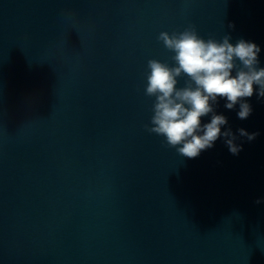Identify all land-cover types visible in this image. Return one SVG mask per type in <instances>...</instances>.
I'll return each instance as SVG.
<instances>
[{
  "label": "water",
  "instance_id": "water-1",
  "mask_svg": "<svg viewBox=\"0 0 264 264\" xmlns=\"http://www.w3.org/2000/svg\"><path fill=\"white\" fill-rule=\"evenodd\" d=\"M189 25L254 42L264 68V0H0V264H264L256 86L244 120L217 98L222 132L259 133L238 155L143 127L147 61L173 63L157 36Z\"/></svg>",
  "mask_w": 264,
  "mask_h": 264
},
{
  "label": "clouds",
  "instance_id": "clouds-1",
  "mask_svg": "<svg viewBox=\"0 0 264 264\" xmlns=\"http://www.w3.org/2000/svg\"><path fill=\"white\" fill-rule=\"evenodd\" d=\"M229 28L234 27L231 23ZM230 35L220 40L199 36L195 26L171 34L161 31L157 40L173 55L170 66L157 59H149L143 73L144 94L154 98L149 123L143 125L149 134L162 137V146L174 148L187 158H196L203 150L210 149L218 138H223L228 151L238 155L242 145L235 143L239 137L250 142L259 134L231 128L221 131L227 118L217 114V98L226 100L224 107L234 110L239 105L237 117L247 119L252 112L250 98L264 97V68L259 67L260 47L251 41L239 39L230 43ZM186 77L182 87L178 78ZM210 115V122L201 118ZM256 203L261 200L257 199Z\"/></svg>",
  "mask_w": 264,
  "mask_h": 264
}]
</instances>
